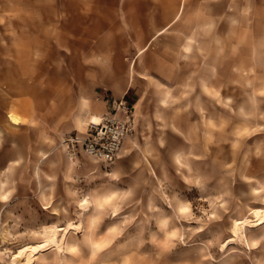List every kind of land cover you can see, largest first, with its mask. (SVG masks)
I'll list each match as a JSON object with an SVG mask.
<instances>
[{
	"label": "rangeland",
	"instance_id": "obj_1",
	"mask_svg": "<svg viewBox=\"0 0 264 264\" xmlns=\"http://www.w3.org/2000/svg\"><path fill=\"white\" fill-rule=\"evenodd\" d=\"M53 17L45 2L0 0V128L20 27ZM223 48L200 47V59L214 51L225 73ZM197 86L144 79L137 102L130 89L131 129L108 165L64 141L90 122L62 140L67 157L28 173L19 163L4 172L20 149L0 141V264H264V78Z\"/></svg>",
	"mask_w": 264,
	"mask_h": 264
},
{
	"label": "crops",
	"instance_id": "obj_2",
	"mask_svg": "<svg viewBox=\"0 0 264 264\" xmlns=\"http://www.w3.org/2000/svg\"><path fill=\"white\" fill-rule=\"evenodd\" d=\"M41 2L54 6V17L50 25L20 27L21 64L0 128V141L15 143L20 155L6 158L4 172L10 163L28 173L67 157L62 140L113 110L130 89L137 102L144 79L197 78L200 88L205 76L264 78V0ZM200 30L214 36L200 37ZM210 45L227 47L225 73L214 51L200 59V47ZM12 127L19 138L8 137L17 134Z\"/></svg>",
	"mask_w": 264,
	"mask_h": 264
},
{
	"label": "built area",
	"instance_id": "obj_3",
	"mask_svg": "<svg viewBox=\"0 0 264 264\" xmlns=\"http://www.w3.org/2000/svg\"><path fill=\"white\" fill-rule=\"evenodd\" d=\"M118 110L122 114H119ZM130 116L126 100L120 98L113 102V110L104 113L97 121H90L84 136L75 134L64 141L68 146L80 141L85 153L108 165L117 157L123 140L131 129Z\"/></svg>",
	"mask_w": 264,
	"mask_h": 264
},
{
	"label": "bare ground",
	"instance_id": "obj_4",
	"mask_svg": "<svg viewBox=\"0 0 264 264\" xmlns=\"http://www.w3.org/2000/svg\"><path fill=\"white\" fill-rule=\"evenodd\" d=\"M239 223H240V221H239ZM242 223V222H241Z\"/></svg>",
	"mask_w": 264,
	"mask_h": 264
}]
</instances>
